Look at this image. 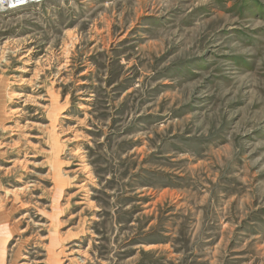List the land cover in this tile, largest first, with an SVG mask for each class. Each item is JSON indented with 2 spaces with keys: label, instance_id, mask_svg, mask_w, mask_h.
Wrapping results in <instances>:
<instances>
[{
  "label": "rangeland",
  "instance_id": "rangeland-1",
  "mask_svg": "<svg viewBox=\"0 0 264 264\" xmlns=\"http://www.w3.org/2000/svg\"><path fill=\"white\" fill-rule=\"evenodd\" d=\"M0 264H264V0L0 12Z\"/></svg>",
  "mask_w": 264,
  "mask_h": 264
},
{
  "label": "built area",
  "instance_id": "built-area-1",
  "mask_svg": "<svg viewBox=\"0 0 264 264\" xmlns=\"http://www.w3.org/2000/svg\"><path fill=\"white\" fill-rule=\"evenodd\" d=\"M48 0H0V12L14 11L32 3H38Z\"/></svg>",
  "mask_w": 264,
  "mask_h": 264
},
{
  "label": "bare ground",
  "instance_id": "bare-ground-1",
  "mask_svg": "<svg viewBox=\"0 0 264 264\" xmlns=\"http://www.w3.org/2000/svg\"><path fill=\"white\" fill-rule=\"evenodd\" d=\"M17 95H19V94H17ZM14 96V95H13ZM19 110V109H18ZM11 193V192H10ZM59 206V205H58ZM58 209V208H57Z\"/></svg>",
  "mask_w": 264,
  "mask_h": 264
}]
</instances>
